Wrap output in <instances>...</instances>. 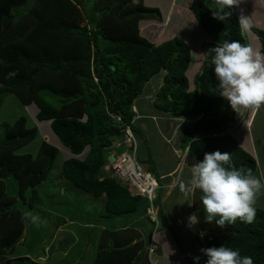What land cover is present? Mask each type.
<instances>
[{"label":"trees","instance_id":"obj_1","mask_svg":"<svg viewBox=\"0 0 264 264\" xmlns=\"http://www.w3.org/2000/svg\"><path fill=\"white\" fill-rule=\"evenodd\" d=\"M92 1L97 10L93 20L82 5L84 0H0V107L9 94L22 105L34 103L36 120L49 121L61 145L74 155L62 161L60 176L81 191L103 198L104 219L125 221L119 222L115 231L102 229L92 264H151L148 247L152 228L167 229L183 259L195 264L181 248L179 234L176 237L171 229L174 204H168L173 198L161 199L166 179L156 177L160 187L150 200L131 194L127 185L104 167L111 154L124 151L126 125L135 131L134 100L160 75L153 108L174 118H197L180 137V146L187 148L185 162L194 165L205 153L227 152L236 167L255 173V158L226 132L236 112L221 96L211 64L210 48L217 43L238 40L248 44L236 9L233 5L216 13V8H211L216 0H191L188 9L210 41L201 45L203 61L190 90L185 75L191 61L188 44L173 37L155 45L139 34V21L159 19L158 8L146 6L143 0ZM225 12L230 15L225 16ZM251 30L264 53V31L257 27ZM51 96L58 106L48 100ZM0 127V256L7 257L25 228L19 203L26 205L27 199L32 203L37 198L36 190L49 178L58 149L41 139L34 153L22 151L38 136L37 126H30L26 115ZM6 180L14 184L13 190L9 191ZM182 192L184 197L191 196L185 211L200 216L192 234L200 250L196 255L199 264L208 259L201 249L222 244L239 249L242 256H251L254 264H264V209L255 207L251 223L237 218L221 228L215 221H205L199 189ZM201 231L206 233L203 237ZM156 246L157 254L160 247ZM5 263L9 264L8 258Z\"/></svg>","mask_w":264,"mask_h":264},{"label":"rangeland","instance_id":"obj_2","mask_svg":"<svg viewBox=\"0 0 264 264\" xmlns=\"http://www.w3.org/2000/svg\"><path fill=\"white\" fill-rule=\"evenodd\" d=\"M245 1L247 2V9H253L252 15L247 13V11L244 12L243 8L240 11L238 4H236L234 7L238 17L243 15L248 17L252 24L253 21L263 24L264 9H257L258 0ZM261 1L264 2V0ZM93 2L92 0H84V4L82 3L83 6L85 5L87 14L90 15L92 20L97 17V10ZM190 3L191 0H171L169 7L159 10V19H141L138 27L139 34L155 45L173 37H179L188 44L191 51V61L185 75L191 90L193 89V78L199 72L203 61L201 45L209 42L210 38L199 26L190 9H188ZM144 4L153 8H160L167 3L166 0H146ZM213 4H211V8H216L215 12L218 13L220 8L217 0ZM259 26V24L252 25V27H257L264 31ZM243 34L248 44H251L256 49L255 40H258L256 34L252 30L243 32ZM160 84L161 76L153 77L145 85L142 94L134 100L136 115L133 128L135 131H132L135 138L136 157L142 162L150 163L149 172L158 179L162 178L160 176L162 171L170 170L179 160L178 168L173 173L174 178L171 182L173 185L169 188L171 190L175 186V180L179 179L182 174V178L190 176V166L185 164L181 166L182 161H185L186 148L180 146L178 139L183 134L182 132L188 131L195 125L197 118L189 116L174 118L154 109L152 102ZM48 100L58 106L57 99L54 96L48 97ZM37 112L38 108L34 103L22 105L13 94L6 96L0 107V126L4 122H12L19 115H26L28 124L37 126V138L22 148L23 152L34 153L41 139L53 144L58 149V155L49 178L36 190L37 198L32 203L27 199V204L31 203L32 206L29 208L27 204L19 203V208L23 212L25 219V228L21 239L14 246L10 255L11 258L7 256L9 264H31V261L39 264H92L98 251V238L102 234L101 229L115 231L118 229L117 226H119L120 221L117 218L104 219L103 198H95L89 193L81 191L60 176L59 171L62 161L74 157V155L61 145L52 132L49 121L36 120ZM263 114L264 112H259L253 126L250 128L251 139L255 141L257 138L264 140ZM166 119H172V126L169 130L165 125ZM1 129L0 127V131ZM231 130L227 129V133H230ZM130 146V143H125L121 150H125ZM173 150L177 151L173 153ZM82 156L78 155L77 157L82 158ZM104 170L112 175L110 168L106 170L104 167ZM6 184L9 191L14 189L12 182L6 180ZM164 186H167V183H163L162 187ZM179 187L174 190L171 195L173 199L168 204H174V208L170 210L172 218L170 225L176 237L179 234L178 241L181 248L190 258H194L200 250L197 242L194 241L196 239L192 235L194 230L186 226L187 217L191 213L188 212L189 210L185 211L191 204V196L188 195L186 200L184 199L186 205L178 202V210L175 209L177 198L183 194L182 189ZM164 188L162 201L169 197V190H166L167 187ZM254 206L264 209V192L257 196ZM181 208L184 210H179ZM28 212L40 218L41 223L39 226L33 223L30 218L25 217V213ZM152 213H154V210ZM60 224L61 226L59 227ZM121 224H125V221L123 223L120 222ZM150 232L152 245L148 248V254L151 247L154 248L156 245L160 247V251L157 254L151 255L152 258L148 257L151 264H187L181 255V249L172 241L167 229L154 231L152 228ZM43 249H45L46 256L42 251ZM63 252H65L64 255ZM49 255L51 257L49 261H46ZM24 256H27L28 259L21 260V257ZM39 256H42L40 260ZM75 260L78 262H75ZM0 264H6L2 257H0Z\"/></svg>","mask_w":264,"mask_h":264},{"label":"clouds","instance_id":"obj_3","mask_svg":"<svg viewBox=\"0 0 264 264\" xmlns=\"http://www.w3.org/2000/svg\"><path fill=\"white\" fill-rule=\"evenodd\" d=\"M217 3L220 9H225L238 4V0H217ZM214 15L223 20V16ZM224 15H230V12H225ZM239 24L242 32L252 28L250 19L243 15L239 17ZM210 51L213 53L211 64L219 81L221 96L227 99L231 108L238 112L241 108L259 109L264 105V53L254 49L251 44H242L238 40H224L210 48ZM197 137L198 135L195 136ZM230 157L231 154L227 152L205 153L202 161L191 166L190 177L186 181L190 190L199 189L202 193L200 199L205 221H215L221 228L226 223H234L237 218L251 223L257 211L254 206L257 196L264 192V177H258L251 169L243 166L236 167ZM137 162L143 168L141 162ZM184 162L182 161L181 166ZM158 185L160 187L159 183ZM184 186L182 183L181 187ZM25 217L30 218L37 226L41 223L40 218L31 212L25 213ZM199 222V214L193 213L187 217L186 226L193 229ZM205 234L204 231L200 232L201 237ZM155 248L157 246L153 248V252H149V258L156 254ZM201 251L208 257L206 264H254L251 256H242L239 249L224 244ZM193 259L195 264H199V257Z\"/></svg>","mask_w":264,"mask_h":264},{"label":"crops","instance_id":"obj_4","mask_svg":"<svg viewBox=\"0 0 264 264\" xmlns=\"http://www.w3.org/2000/svg\"><path fill=\"white\" fill-rule=\"evenodd\" d=\"M170 1L171 0H166L167 4L162 6V7H160V8H158V9L159 10L160 9L161 10L162 9H166L167 7H169V5H170L169 2ZM144 2H146V0H144ZM246 3L247 2L245 0H238V5L237 6L240 9V11L244 9L243 10L244 12L247 11V13L252 15V10L253 9L252 10L251 9L250 10L247 9ZM257 4H258V5H256L257 9H260V8L264 9V2H262L261 0H258ZM146 6H148V5H146ZM262 21H263L262 22L263 24L253 21L252 25L259 24L260 25L259 27L264 29V20H262ZM255 41H256L255 47H256V49H259L260 48V42H259V40H255ZM259 112H264V105H262L259 109H243V108H241L238 112L235 113V120L227 129L228 130L232 129L231 132H233V133L230 132L229 134L236 140L238 145H240L245 151H247L249 154H251L255 158V160L257 162V170L255 171L254 174L257 175L258 177H264V140L262 138H257L256 141L254 139H251L252 137H251V129H250L253 126V124H254V122L256 120V117L259 114ZM171 120L166 119V124L165 125L168 128V130L172 126L171 125L172 124ZM180 137L181 136H179L178 142L180 141ZM175 149H176V147H175ZM176 151L177 150H173V153H175ZM178 164H179V160L173 165V167L170 170L162 171V173H161L162 175H160V176H162L163 179H166L165 183H167V186H165V187H167L166 190H169L168 191V193H169L168 196L172 195L174 190L177 189L179 186H181L182 183H184V185H185L183 188L179 187L180 189H182V191H185V190H188V192L191 191L190 190V185H188L186 183V181L189 179L190 176L189 177H185L184 176L183 178L179 177V179H176L175 182H174L175 186L172 187L171 190L169 189L173 185L171 183L173 178H174V174L173 173L176 172ZM184 164L187 165V166H190V168L192 166L190 164H187L186 162H184ZM183 195H181L180 197L177 198V202L176 203L179 202V203H182V205H183V203H185L184 199L186 200V196L184 197ZM177 206L178 205L176 204L175 207H177ZM61 224L59 225V227L61 226ZM42 251H43V253L45 255V249H43ZM64 254H65V252H63V255ZM41 257L42 256L38 257L39 260L41 259ZM50 257H51V255L48 256V260H46V261H49ZM2 258H4V261H5V259L8 258V257H2ZM9 258H11V257L9 256ZM76 261L77 260H75V262ZM74 264H78V263H74Z\"/></svg>","mask_w":264,"mask_h":264},{"label":"built area","instance_id":"obj_5","mask_svg":"<svg viewBox=\"0 0 264 264\" xmlns=\"http://www.w3.org/2000/svg\"><path fill=\"white\" fill-rule=\"evenodd\" d=\"M112 117L117 122H121L118 116L112 115ZM122 136L124 137L123 143H130L132 148L130 149V146L119 154H111L105 168L106 170L110 168L113 175L127 185L131 194H140L152 200L159 185L156 183L155 177L149 172L147 173L137 162L135 138L133 131L128 125H126ZM119 145L118 143L116 144V146ZM151 252H153L152 247L150 248Z\"/></svg>","mask_w":264,"mask_h":264},{"label":"water","instance_id":"obj_6","mask_svg":"<svg viewBox=\"0 0 264 264\" xmlns=\"http://www.w3.org/2000/svg\"><path fill=\"white\" fill-rule=\"evenodd\" d=\"M141 165L143 166V168L145 169V171L148 170L149 163L143 162V163H141Z\"/></svg>","mask_w":264,"mask_h":264}]
</instances>
